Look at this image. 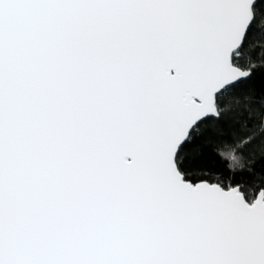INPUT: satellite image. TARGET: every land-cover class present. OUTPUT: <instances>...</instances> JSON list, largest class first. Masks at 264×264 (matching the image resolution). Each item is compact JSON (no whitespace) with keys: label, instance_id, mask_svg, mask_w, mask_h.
<instances>
[{"label":"snow or ice","instance_id":"6c2138e0","mask_svg":"<svg viewBox=\"0 0 264 264\" xmlns=\"http://www.w3.org/2000/svg\"><path fill=\"white\" fill-rule=\"evenodd\" d=\"M259 53L264 0H0V264H264Z\"/></svg>","mask_w":264,"mask_h":264},{"label":"trees","instance_id":"16d2710c","mask_svg":"<svg viewBox=\"0 0 264 264\" xmlns=\"http://www.w3.org/2000/svg\"><path fill=\"white\" fill-rule=\"evenodd\" d=\"M259 55H264V53H259ZM206 164H207V167L208 168H214V167H216V161L213 158H211V157H209L207 159Z\"/></svg>","mask_w":264,"mask_h":264}]
</instances>
